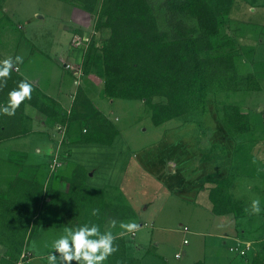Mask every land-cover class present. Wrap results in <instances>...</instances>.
<instances>
[{"label": "rangeland", "instance_id": "obj_1", "mask_svg": "<svg viewBox=\"0 0 264 264\" xmlns=\"http://www.w3.org/2000/svg\"><path fill=\"white\" fill-rule=\"evenodd\" d=\"M152 1L159 7L162 0ZM82 6L81 0H0V61L22 56L23 62L17 64L20 70L15 72L33 83L34 92L40 89L52 94L49 96L67 111L74 102L77 87L83 85L95 105L113 120L120 133L112 144H84L76 141L81 130L75 134L70 132L68 121L57 123L36 107L26 104V117L19 119L22 123L19 133L26 130L28 133L0 140V177L11 183L20 173L19 178L33 177L42 183L47 179L48 183L51 178L55 185L60 184L64 173L69 174V179L77 177L82 191H72L63 197H70L76 203H85L84 199L89 197L90 202L85 203L82 213L93 209L102 212L99 207L101 194L98 193L102 190L99 188H105L102 194L107 199L118 194L138 211L136 222L140 228L132 234L137 235L138 243L142 234H146V244L152 248L150 253L159 257L151 258L159 264H165L162 255L167 256L171 264H249V251L241 254L234 247L238 239L250 240L255 247V241L264 238V182L260 174L256 175L259 166L251 163V172L237 170L234 174L231 192L245 202L248 211L240 219L234 218L232 213L219 215L212 210L211 184L201 188V178L212 174L210 171L220 163H226L233 149L240 151L242 147L244 153L250 155L254 149H264V57L252 58L250 54L253 50L264 52L262 0H236L225 21L227 31L237 39L242 54L238 62L241 74L245 77L249 71L254 72L259 88L248 89V83L243 79L238 90L213 96L206 113L196 111L161 125L153 123L151 111L144 101L107 97L102 94L103 82L99 76L75 75V67H81L86 43L77 46L72 40L77 35L89 38L95 33L98 10L91 13ZM160 26L165 28L164 18H160ZM97 35L107 36L108 31ZM71 91L75 93L70 95ZM4 99H8V95ZM227 102L239 104L252 119L251 130L241 135L243 138L234 146L233 137L220 120ZM15 117L5 115V123L13 122ZM32 118H39L40 122L45 119L46 124L34 126L37 121ZM8 131H13L9 125ZM57 152L64 161L52 169L51 160ZM250 160L261 164L254 157ZM237 168H240L238 163ZM257 198L261 208L258 215L251 212V202ZM120 208L118 204L117 210ZM87 217L80 214L75 219L85 221L89 227L103 222L102 216L91 220ZM56 220L61 221L62 216L56 214L54 222ZM60 223L49 224V230L45 231L41 218L32 222L22 253L29 252L31 258L33 245L42 252H53L55 240L65 234L66 228H71L69 225H74ZM6 230L5 225L0 226L2 236ZM184 239H188L187 243ZM43 243L44 247L39 249V244ZM0 250L4 255L3 246ZM182 250L185 253L182 254ZM176 252L182 256L177 258ZM55 255L58 256L57 264H63L59 255ZM29 264L49 262L38 255Z\"/></svg>", "mask_w": 264, "mask_h": 264}, {"label": "trees", "instance_id": "obj_2", "mask_svg": "<svg viewBox=\"0 0 264 264\" xmlns=\"http://www.w3.org/2000/svg\"><path fill=\"white\" fill-rule=\"evenodd\" d=\"M81 1L83 9L91 13L98 8L95 33L86 46L81 64L83 74L86 77L99 76L103 82L102 94L107 97L144 101L155 125L179 116H190L196 111L206 113L213 96L238 90L243 79H246L248 89L259 88L254 72L249 71L245 77L241 74L238 62L242 54L237 39L225 27L226 18L236 0H162L159 7L152 0ZM160 18H164L165 28H161ZM105 31H108L107 36L97 35ZM250 54L252 58L264 57L261 51L253 50ZM15 71L13 68L7 85L0 89V106L7 104L8 99L4 97L17 89L21 81H29ZM82 86L77 87L69 111L35 86L39 90L34 92L33 88L31 99L21 103L13 122L9 120V124L5 123V115L0 113V140L28 133V130L19 133V127H22L19 119L25 116L26 104H30L57 123L68 121L69 131L73 134L81 130L77 133L78 142L112 144L120 133L119 128L95 105ZM220 120L232 137L247 133L252 128L250 113L242 111L237 103H225ZM8 125L13 131H8ZM76 178L71 181L69 195L72 191H82L80 180ZM22 179L18 178L14 184ZM201 179V188L205 187L204 184H211L209 195L215 213H232L236 219L247 215L245 202L231 192L234 174L218 177L212 173ZM99 189L101 194L104 189ZM50 196L47 202L55 195ZM43 199L41 197L40 201ZM25 204L23 212L19 210L21 215L12 217L13 222L6 225V232L1 235L0 244L5 247V254L0 256V264H16L31 223H35L46 209V206H38L35 211L33 200ZM32 210L39 212L35 219ZM72 210L69 205L60 208L64 224L74 223L69 225L73 229L86 224L85 221L78 222L75 219L78 213ZM99 228L102 229V223ZM114 246H118V251L108 257L109 264H140V260L130 258L126 253L123 236L116 237ZM247 258L249 264H264V238L255 241V247L249 251Z\"/></svg>", "mask_w": 264, "mask_h": 264}, {"label": "crops", "instance_id": "obj_3", "mask_svg": "<svg viewBox=\"0 0 264 264\" xmlns=\"http://www.w3.org/2000/svg\"><path fill=\"white\" fill-rule=\"evenodd\" d=\"M14 68L17 71L20 70L19 65H14ZM44 92L48 95H52L46 91ZM69 93L71 95L72 93H75V91L74 92L71 91ZM32 119L34 122L37 121L36 125L34 124V126H38V124H46L45 119H43L42 122H40L39 118H36V119L32 118ZM242 138L243 136L241 135L237 137H233V141H234L233 146L236 145L237 141L239 142ZM259 149L258 150L254 149L251 155L250 153H244V151L242 150V147L240 151L239 149L238 150L233 149L229 153L230 159H228L226 163H220L221 165L219 167L212 169V171L210 172L214 173L215 175H219L218 177L227 176L228 174H236L235 172H237V170H246L247 172H251V169H252L251 163H253L255 166H259V169L257 170L258 172L256 173V175L260 174L261 177L263 178L261 181L264 182V149L262 148H259ZM253 157L255 159H259L261 161V164L252 162L250 159H252ZM61 160L63 162L64 158L61 157ZM216 162L218 163L219 161H216ZM237 163L240 165V168H237ZM16 175L18 176V178L21 177L20 173ZM68 176L69 174L64 173L63 176L61 177L60 184H56V185L54 184L55 182L51 183V178L49 179L48 183H47L48 179L44 183H42V181L34 180L33 177H30V178L22 177L23 179L21 182H17L18 184L17 183L14 184V181L17 180L18 178L14 179L13 181L11 180L12 181V182L10 181L11 183H6L2 180L3 177L2 178L0 177V226L5 225V228H6L7 224L13 222L12 217L20 216L21 213L19 212V210L23 212V208L27 206L25 204L27 202L26 200L35 201V205H34L36 206L35 211L38 208V206L39 207L46 206L45 210L42 208L43 211L40 216L43 222L42 224L43 230L45 231L49 230V224L51 223L61 224L60 222L62 221V224H64V217L60 211V208H64L69 205V197L68 198L63 197V195L69 194L71 180H73V178L69 179ZM263 191H264V187H263ZM50 194L55 195V196L53 200L47 202L51 198ZM41 197H43L44 199L40 201ZM100 197H101L100 198L101 205L99 207H101L102 212L99 213L98 215L93 216L91 210L86 211V213L85 211L82 213V208L85 209V203L90 202L89 197L87 198L84 197L85 203H82V202L76 203L75 201L70 200L71 202L70 205H71V208L73 209L72 212H76V214L78 213L77 215L83 214L85 217L88 216L87 217L88 220L102 216L103 222H102V229H100L101 233L105 231H111L115 237L120 236L119 234L125 231L119 227L120 222L129 223V222L137 221L139 217L138 211L128 201L121 200L118 194H114L113 196H110L107 199L105 194L101 193ZM38 200L40 201L39 204H38ZM118 204H120L122 208L117 210ZM28 207H31V206H28ZM17 208L19 209L17 210ZM35 211L33 212L35 213ZM56 214H59L60 216H62L61 221L56 220V222H54ZM34 215H35L34 218H37L39 215V212L37 211ZM111 220H115L117 222V225L115 228H112L110 226L109 222ZM89 224H92V223H89ZM99 224L97 226H99ZM243 230L244 229H242V231ZM1 234L2 233L0 232V237H1ZM48 237L50 236L48 235ZM123 237L125 238L126 253L128 254V256H130V258H134L135 260L136 259L140 260V264H159L158 262L154 260L155 258L159 259V257L157 256L154 257L153 256L154 254L152 255V253L148 252V250L151 249V246L146 244V241H147L145 238L146 234L144 233L142 234V236L140 237L141 239L140 243L137 242V235H133L132 233L125 232ZM2 246L3 245L0 244L1 248ZM38 247L39 249L40 247H44V243L41 245L39 244ZM3 249L5 251L4 246H3ZM31 250L32 251L34 250L33 256L29 259L27 264L33 262L34 259H36L38 255H39V258L45 257V259H47L49 254L55 253L54 250L53 252H50V253L42 252L41 250H37L34 247V245L31 248ZM178 253L180 252H176L175 256ZM183 253H185L184 250H182V254ZM55 254H58V253H55ZM162 256L165 258V262H166L165 264H171L167 256L165 255H162ZM151 257H154V259ZM180 257H177V258H180ZM75 264H77L76 261H75ZM103 264H109V259L107 258L103 262Z\"/></svg>", "mask_w": 264, "mask_h": 264}, {"label": "clouds", "instance_id": "obj_4", "mask_svg": "<svg viewBox=\"0 0 264 264\" xmlns=\"http://www.w3.org/2000/svg\"><path fill=\"white\" fill-rule=\"evenodd\" d=\"M22 62V56H16L14 59L9 57L0 61V89L7 85V79L10 78L14 65ZM33 87V83L27 80L21 81L17 89L8 93V102L5 106H0V113L14 116L21 103L26 99H31ZM251 212L257 215L261 212L258 198L252 200ZM98 213L99 209H93L92 215L95 216ZM109 223L112 228L117 225L115 220H111ZM119 227L125 230L119 234L123 236L125 232L135 233L139 230L140 225L135 222H120ZM64 233L52 245L55 253L59 254V260L63 264H72V261H76L77 264H103L110 255L118 251V246H114L116 237L112 232L105 231L101 233L99 226L95 224L91 227L85 224L76 229L66 228ZM47 259L49 264H57L58 256L51 253Z\"/></svg>", "mask_w": 264, "mask_h": 264}, {"label": "built area", "instance_id": "obj_5", "mask_svg": "<svg viewBox=\"0 0 264 264\" xmlns=\"http://www.w3.org/2000/svg\"><path fill=\"white\" fill-rule=\"evenodd\" d=\"M92 36V35H91ZM91 37L87 38V36L85 35H80V36H76L74 37V39L72 40V43L74 45H82L84 43H86V46L89 44V41H90ZM67 67H72V64H67L66 65ZM17 68V67H16ZM82 70H81V67L79 66L78 67H75V75H82ZM66 127V126H65ZM62 160H61V155L57 152L54 157L52 158L51 160V167L52 169L53 168H57L58 166H61L62 165ZM184 229L185 230H188L189 228L187 226H184ZM188 241V239H185L184 242L186 243ZM235 249L239 250L241 252V254H246L247 251H250L251 249L254 248L252 242L250 240H242V239H238V243L237 245L234 247ZM231 249H233V247H231ZM30 253L27 252V251H24L20 258L18 259L17 261V264H26L27 261L30 259L29 258V255ZM3 254H1L2 256ZM177 257H180L181 256V253H178L176 255Z\"/></svg>", "mask_w": 264, "mask_h": 264}, {"label": "water", "instance_id": "obj_6", "mask_svg": "<svg viewBox=\"0 0 264 264\" xmlns=\"http://www.w3.org/2000/svg\"><path fill=\"white\" fill-rule=\"evenodd\" d=\"M87 34V32H85Z\"/></svg>", "mask_w": 264, "mask_h": 264}]
</instances>
